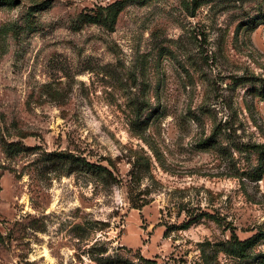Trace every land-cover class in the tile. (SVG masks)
Masks as SVG:
<instances>
[{
    "label": "rangeland",
    "instance_id": "obj_1",
    "mask_svg": "<svg viewBox=\"0 0 264 264\" xmlns=\"http://www.w3.org/2000/svg\"><path fill=\"white\" fill-rule=\"evenodd\" d=\"M264 0H0V264H258Z\"/></svg>",
    "mask_w": 264,
    "mask_h": 264
},
{
    "label": "trees",
    "instance_id": "obj_2",
    "mask_svg": "<svg viewBox=\"0 0 264 264\" xmlns=\"http://www.w3.org/2000/svg\"><path fill=\"white\" fill-rule=\"evenodd\" d=\"M258 264H264V258Z\"/></svg>",
    "mask_w": 264,
    "mask_h": 264
}]
</instances>
